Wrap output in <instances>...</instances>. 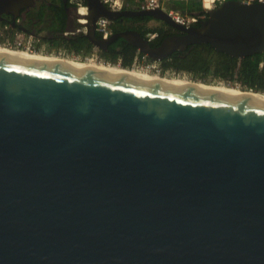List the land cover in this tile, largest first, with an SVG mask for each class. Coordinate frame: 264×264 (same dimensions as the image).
I'll use <instances>...</instances> for the list:
<instances>
[{
  "label": "water",
  "instance_id": "1",
  "mask_svg": "<svg viewBox=\"0 0 264 264\" xmlns=\"http://www.w3.org/2000/svg\"><path fill=\"white\" fill-rule=\"evenodd\" d=\"M83 1L100 50L121 38L155 62L201 44L264 54V2L226 1L185 28ZM34 5L0 0V22ZM101 17L181 34L99 39ZM0 264H264V100L0 54Z\"/></svg>",
  "mask_w": 264,
  "mask_h": 264
},
{
  "label": "flooded vegetation",
  "instance_id": "2",
  "mask_svg": "<svg viewBox=\"0 0 264 264\" xmlns=\"http://www.w3.org/2000/svg\"><path fill=\"white\" fill-rule=\"evenodd\" d=\"M55 10L61 11V14L63 13L64 15L65 24L63 28L60 27V24L57 21V16L55 17ZM80 15L81 13L79 12V9L77 8L75 2L72 0H66L65 2L63 0H35V5L32 8L25 12H21L19 22L17 23V26L15 28L23 29L26 33H30L39 38L40 43L35 46L37 51L42 50L49 55L63 54L68 57H81L90 54L93 51H87L86 49H82L81 51H74L68 48V46H76L77 44H79V42H83L81 38L82 35L80 33V27L79 25L77 26V24H75L74 20H72L76 17H80ZM145 18L148 17L117 19L114 23V29L112 28V35L124 31L133 30H136L140 34H142L144 30L143 26H147L152 21L159 23L160 27L158 28H162L164 31H166V37L181 34V32L170 28L159 21L153 20L152 18H148L149 20L146 21ZM4 19L10 21L11 17L5 16ZM2 23L5 22H0V24ZM15 28L11 27L10 32L12 33ZM96 36L97 38L101 39L97 34ZM159 37L160 35H157V37L153 41H151V44L157 43L156 41H158L157 39ZM119 39L121 38H117L116 40H114V42L108 45L106 50L97 49L96 53L102 60L109 63L110 65L118 66L123 69L130 68L131 65L125 66L123 64L122 57L113 59L114 54L112 48L114 45L121 43ZM126 45H120V47L116 48V54L126 56L132 48V46L128 43ZM137 53L138 51L135 50L133 59L136 57ZM262 66L260 67L262 68Z\"/></svg>",
  "mask_w": 264,
  "mask_h": 264
},
{
  "label": "trees",
  "instance_id": "3",
  "mask_svg": "<svg viewBox=\"0 0 264 264\" xmlns=\"http://www.w3.org/2000/svg\"><path fill=\"white\" fill-rule=\"evenodd\" d=\"M256 2V0H255ZM188 11L183 8L182 4L176 5L175 8L180 9L184 13L197 15L202 12V6L199 0H191L188 4ZM207 15V14H206ZM60 27H64L65 19L61 11L55 10V17ZM146 21L149 20L145 18ZM3 24V23H2ZM162 28H149L144 29L142 36L148 33H157L160 37L152 44L153 47L158 46L164 37L167 36ZM11 32L8 31L5 36H0V42L9 39L11 40ZM83 42H79L76 46H68L69 49L74 51H81L82 49L90 50L91 45L87 39L82 36ZM120 40V44L113 46V59L122 57L123 64L130 66L135 48L132 47L126 56L116 54V48L120 45H126L125 41ZM127 46V45H126ZM164 70H171L176 72H186L194 78L204 79L212 77L214 79L238 83L241 86L252 89L254 92L260 91L264 93V54H256L254 56L246 57L238 60L227 55L217 53L210 45L201 44L189 46L184 52H174L167 59L161 62ZM262 66V68L260 67Z\"/></svg>",
  "mask_w": 264,
  "mask_h": 264
},
{
  "label": "built area",
  "instance_id": "4",
  "mask_svg": "<svg viewBox=\"0 0 264 264\" xmlns=\"http://www.w3.org/2000/svg\"><path fill=\"white\" fill-rule=\"evenodd\" d=\"M75 2L79 12L82 14L85 9V3L83 0H72ZM191 0H99L101 4L106 6L110 11L121 12L125 10L133 11H150V10H161L165 12L172 21L178 25L189 28L192 26L198 25V23L207 18V12L215 9L219 5L223 4L226 1L230 0H199L202 6V12L197 15H191L188 13L182 12L180 9L175 8L174 4H188ZM243 3H263L264 0H236ZM84 22V19L82 20ZM16 24L19 22V18L16 19ZM11 25L8 22L0 24V36L3 37L5 34L10 31ZM95 32L101 39H109L112 35L111 22L105 18H98L95 22ZM157 33H148L146 38L148 41H153L157 37ZM39 38L30 33L21 31L20 29L15 28L11 34V40L6 39L0 43L5 47L15 50H21L28 53H41L47 54L45 52L37 51L35 46L39 44ZM96 50H93L90 54L85 56H65L63 54H58L55 56L72 58L77 61L84 63H94V64H104L109 66V63L102 60L99 55L96 53ZM261 66V65H260ZM128 70L142 72L151 75L158 76H167L171 70H163L160 62H155L150 60L146 55L137 53L136 57L133 59L130 68ZM173 75L174 72L172 73ZM235 87L240 89H247L240 84L236 83ZM252 91V89H248Z\"/></svg>",
  "mask_w": 264,
  "mask_h": 264
},
{
  "label": "bare ground",
  "instance_id": "5",
  "mask_svg": "<svg viewBox=\"0 0 264 264\" xmlns=\"http://www.w3.org/2000/svg\"><path fill=\"white\" fill-rule=\"evenodd\" d=\"M0 54H12V55L21 56V57L28 58V59L51 61V62H56V63L80 67V68L102 69L110 73H115L119 75L129 74V75H133L138 78L151 79L155 81H165V82L179 84L183 86H191V87L202 88V89H207V90H214V91H219V92L226 93V94H239L243 96H250L256 99L264 100V94L259 93V91L254 92V90L249 91L248 89L230 87L229 85L227 86L224 84H217V85L205 84L203 82H199V81L195 82L190 79H186L185 77L180 78V76H176V75H167V76L151 75V74H146L142 72L123 69L118 66H109V65L94 64V63L89 64V63H84L81 61L74 60L72 58L58 57L55 55L41 54V53H28V52L21 51V50L10 49L3 45H0Z\"/></svg>",
  "mask_w": 264,
  "mask_h": 264
},
{
  "label": "rangeland",
  "instance_id": "6",
  "mask_svg": "<svg viewBox=\"0 0 264 264\" xmlns=\"http://www.w3.org/2000/svg\"><path fill=\"white\" fill-rule=\"evenodd\" d=\"M180 3H176L174 5H179ZM183 8L186 9L188 11V5L186 4H182ZM160 27L159 26V23L155 22V21H152L150 22L147 26H143L144 29H149V28H158ZM174 71H169V75H173ZM174 74L176 76H180V78H186V79H190L192 81H199V82H203L205 84H211V85H217V84H224V85H229L230 87H235V84L236 83H230V82H225V81H220V80H217V79H214L212 77H207V78H204V79H200V78H194L193 76H191L190 74L186 73V72H174ZM235 88H238V87H235ZM258 92V91H257ZM260 92V91H259ZM263 93V92H262ZM264 94V93H263Z\"/></svg>",
  "mask_w": 264,
  "mask_h": 264
},
{
  "label": "crops",
  "instance_id": "7",
  "mask_svg": "<svg viewBox=\"0 0 264 264\" xmlns=\"http://www.w3.org/2000/svg\"><path fill=\"white\" fill-rule=\"evenodd\" d=\"M85 3V2H84ZM86 5V4H85ZM176 6V5H175ZM72 20H74V22H75V24H77V26L79 25V27H80V33H81V35L82 36H84L85 37V28H84V22L82 21L83 20V18H82V14L80 15V17H76V18H74V19H72ZM115 23V22H114ZM114 23H111V29L113 28L114 29ZM147 35V34H146ZM146 37V36H145ZM86 38V37H85ZM90 44V43H89ZM91 45V44H90ZM95 49H98V48H96V47H94L93 45H91V48H90V50L89 51H93V50H95Z\"/></svg>",
  "mask_w": 264,
  "mask_h": 264
}]
</instances>
